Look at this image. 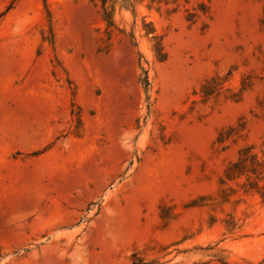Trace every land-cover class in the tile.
<instances>
[{
	"label": "rangeland",
	"instance_id": "obj_1",
	"mask_svg": "<svg viewBox=\"0 0 264 264\" xmlns=\"http://www.w3.org/2000/svg\"><path fill=\"white\" fill-rule=\"evenodd\" d=\"M84 112L133 146L116 212L22 245L36 129ZM0 239V264H264V0H0Z\"/></svg>",
	"mask_w": 264,
	"mask_h": 264
},
{
	"label": "crops",
	"instance_id": "obj_2",
	"mask_svg": "<svg viewBox=\"0 0 264 264\" xmlns=\"http://www.w3.org/2000/svg\"><path fill=\"white\" fill-rule=\"evenodd\" d=\"M121 132L115 121L102 122L85 112L75 126L54 127L51 131L36 129L34 149L40 153L21 170L28 171L29 186L26 189L24 184L11 204L18 205L24 196L37 198L38 203L13 214L28 215L20 227L32 229L40 223L47 229L35 233L22 245L37 247L55 239L63 242V232L100 228L110 220L106 215L111 210L116 212L118 178L124 176L127 181L129 174L132 176L128 164L132 162L133 146L119 139ZM65 133L66 137L48 144L55 138L53 135ZM55 217L59 224L55 225ZM0 242L5 245L1 239Z\"/></svg>",
	"mask_w": 264,
	"mask_h": 264
},
{
	"label": "bare ground",
	"instance_id": "obj_3",
	"mask_svg": "<svg viewBox=\"0 0 264 264\" xmlns=\"http://www.w3.org/2000/svg\"><path fill=\"white\" fill-rule=\"evenodd\" d=\"M149 166V165H148ZM148 171V170H147ZM147 173V172H146ZM156 215V214H155ZM155 215L154 216H152L153 217V219L151 218V216L150 217H148V230H147V233L149 234V228H152V227H155V226H157V224L159 223L160 224V222L162 223V221L161 220H159L158 218H156L155 219ZM156 217H158L157 215H156ZM51 218V217H50ZM53 218V223H54V216L52 217ZM47 219H48V217H47ZM47 219H45V220H47ZM55 219H58V220H55V225H56V221H60L59 220V218H56L55 217ZM158 219V220H157ZM44 220V222H46L45 224H48L47 223V221H45ZM194 220H196V219H193V222H194ZM207 218H204L203 220H201L202 222H204L205 224H206V222H207ZM42 221V220H41ZM49 221V220H48ZM50 221H51V219H50ZM49 221V222H50ZM197 222V221H196ZM38 223V222H37ZM61 223V222H60ZM42 224H43V222H42ZM57 224H59V222L57 223ZM37 225V227L39 228V229H47V228H45L46 227V225L44 226V224L43 225H41L40 223H38V224H36ZM50 225V224H49ZM53 225V224H52ZM51 225V227H53ZM47 227H49L48 225H47ZM51 227H49V228H51ZM193 227H194V224H193ZM191 225H189V223H188V225H187V223H186V225L184 226V223H177V222H172L171 224H170V226L163 232V234L161 235V239H164V240H170V239H178V238H180V237H182V235L184 234V230H185V232H186V230H188V233L190 232L189 230L191 229V228H193ZM205 227V226H204ZM126 235H127V232H126ZM122 238V237H121ZM108 240V239H107ZM165 242H167V241H165ZM164 242V243H165ZM68 243H70V244H72L71 242H68ZM109 243V242H108ZM111 244V243H110ZM109 244V245H110ZM53 249H55L56 247H61L62 246V243H58V242H53ZM66 246V249H68L71 245H68L67 246V244L65 245ZM70 248H72V246L70 247ZM105 253H106V251H105ZM107 254V253H106ZM50 256V254H43L42 255V257H41V259L39 260L41 263H43V264H45V261H46V259L48 258ZM35 262H36V260L34 261L32 258H30V257H27L23 262H22V264H35ZM62 263H64L63 261H60V260H57L56 261V264H62Z\"/></svg>",
	"mask_w": 264,
	"mask_h": 264
}]
</instances>
